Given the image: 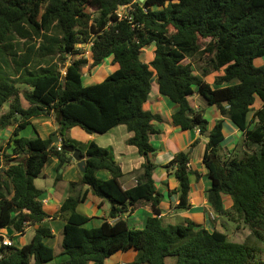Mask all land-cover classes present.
Instances as JSON below:
<instances>
[{
	"label": "trees",
	"instance_id": "trees-1",
	"mask_svg": "<svg viewBox=\"0 0 264 264\" xmlns=\"http://www.w3.org/2000/svg\"><path fill=\"white\" fill-rule=\"evenodd\" d=\"M120 5L127 6L121 18L116 14ZM83 45L89 46L88 57L82 55ZM149 45L153 55L146 62L141 53ZM109 56L118 67L101 81L83 85V67L92 69ZM262 56L264 0H0V107L8 103L0 130L14 126L6 143L10 152H4L0 167V228L21 234L37 225L22 245H2L0 236V264L51 261L54 249L45 240L54 234L42 224L50 216L64 220L61 251L68 257L60 264H104L129 248L136 250L129 264H166L168 256L175 257L172 264H264V64L254 63ZM193 59L202 63L196 67ZM213 72L209 83L205 77ZM154 78L159 93L177 107L171 123L182 130L198 128L208 137L202 156L210 180L207 200L218 215L235 217L248 227L243 242L189 219L183 224L161 219L163 194L153 179L156 165L149 155L155 149L149 138L158 133L154 122L162 118L143 107ZM18 84L28 89L21 92ZM195 95L242 132L241 152L221 148L223 119L208 130L203 110L193 107ZM257 99L260 105L254 108ZM40 115L55 116L53 133L60 145L80 149L85 158L79 183L87 189L70 193L53 214L44 209L43 191L34 179L53 157L60 163L70 159L52 143L53 133L19 135ZM118 125L132 133L126 143L144 159L136 184L127 189L120 184L123 172L110 149L66 133L78 126L102 134ZM189 160L188 151H179L162 166L178 181L170 193H178L179 209L188 207L189 175L198 176ZM100 171L108 177H99ZM76 185L69 183L70 188ZM89 191L110 202L114 222L102 219L86 227L91 217L77 205ZM224 196L231 198L229 209ZM136 203H147L152 211L143 228H131L119 217Z\"/></svg>",
	"mask_w": 264,
	"mask_h": 264
},
{
	"label": "crops",
	"instance_id": "crops-1",
	"mask_svg": "<svg viewBox=\"0 0 264 264\" xmlns=\"http://www.w3.org/2000/svg\"><path fill=\"white\" fill-rule=\"evenodd\" d=\"M153 49L154 46L152 47L151 53H146L143 59L144 61L148 62L152 58ZM117 67L118 65L112 62V56H109L98 66L92 69H88L87 67V72L82 70V75L93 76L95 71H98V73H102L101 75L106 76L113 72ZM216 74L217 72L210 77L211 81H209V83L213 82V78ZM91 76L86 82L87 84L98 82H93L94 76L93 79ZM208 76L205 77L207 82ZM20 99L22 107L26 108L28 103L24 98ZM256 102L260 105L258 99ZM192 104L195 110H203L204 117L207 109L212 108L213 113L211 118L208 119L205 117L208 121L207 129L210 130L214 122L217 119L222 118L224 139L221 142V148L226 151L236 148L235 145L237 144L238 139H242V132L228 118L222 117L214 105H208L200 96L195 95L192 98ZM143 107L146 110L159 114L162 118L160 122H154V127L159 130L158 133L152 134L149 138L150 143L155 149V151L149 155L151 161L156 165L152 173L153 179L155 180L156 189L163 194L160 202V207L162 209L160 214L161 219L164 223L172 224H183L189 219L203 225L208 230L217 229L223 232L224 224L220 221L221 215L214 212L207 200V190L210 185V180L206 176V170L202 164V156L208 137L206 134H202L198 128L182 130L179 126H175L171 123V114L177 109V107L159 93L155 78L152 81L150 95ZM42 116L43 118L41 119ZM50 116L51 115H40L31 118L33 126L34 124L39 123L46 131L42 132L35 129V134L28 137H33L36 133L41 137H47L52 134L56 129V123L53 122V119ZM120 126L121 125H118L102 134L87 133L80 127L74 126L70 128L67 133L69 137L76 139L81 143L94 141L99 146L110 149L123 172V175L120 178V184L124 189H127L136 184L137 179L142 172L141 164L144 159L134 146L126 143L127 138H129L132 133L129 131H122V127ZM13 128L14 126H8L0 130V144L3 146V150H0V167H2L4 152H10V148H6V143L11 136ZM179 151H188L190 153L189 168L191 171H195L198 174L197 176L195 173L191 172L189 175L190 188L187 199L188 207L184 209L176 208L178 203V193H170L171 190L177 188L178 181L170 172L171 170L169 171L162 167ZM81 172L82 171L78 168L77 162L74 160L60 163L57 158L53 157L44 166L40 173L42 176L40 177L39 174V176L34 179V185L43 191L42 204L48 213L53 214L57 212L62 201L70 193L76 194L87 189V185L79 183ZM97 175L101 178L108 177V174L105 171H100ZM36 180H41L42 183L38 185ZM70 182H76L77 185L74 188H70ZM223 204L225 209H229L232 204L231 198L229 196H224ZM110 207L111 204L106 198L95 196L89 191L87 192L86 198L77 205V210L80 213L91 217L86 227H94L99 225L102 219H107L110 223L117 219V217H109ZM210 213L213 216H216V219L211 218ZM151 214L152 211L147 203H136L133 206H128L127 211L120 214L119 217L123 218L131 228H143L147 216ZM42 224L48 225L54 234V237L51 238L52 243H50V246L53 247L55 256L51 261L45 264L63 263L68 257L61 251L64 220L59 216H50L45 219ZM36 227L37 225L27 226L21 234H15L11 229L0 228V234L13 236L14 240H12L14 243H16V239L18 238V244L22 245L31 239ZM28 231H31L32 233L28 240H25L24 237ZM135 255L136 250L134 248H129L126 251H118L107 257L104 260V264L131 263L135 258Z\"/></svg>",
	"mask_w": 264,
	"mask_h": 264
},
{
	"label": "rangeland",
	"instance_id": "rangeland-1",
	"mask_svg": "<svg viewBox=\"0 0 264 264\" xmlns=\"http://www.w3.org/2000/svg\"><path fill=\"white\" fill-rule=\"evenodd\" d=\"M204 41H205L204 39L201 40V42H204ZM152 47H153L152 45H149V46H147L146 48L143 49V52L141 53L142 60L144 59L146 53H148V52L151 53L152 52ZM80 48L82 49V51H84L82 55H84L85 57H88L89 54H90L89 46L88 45H83V46H80ZM193 63L197 67V65L201 64L202 62H201V60H197V59L194 60L193 59ZM262 64H264V56L258 57L255 60V65L256 66H259V65H262ZM86 68L87 67H85V69H84V67H83V71H86ZM101 74H102L101 72L98 73V71H95V74L93 75L94 76V81L93 82H95V81L99 82L105 77V76H103ZM213 74H215V72L209 74L208 82L211 81L210 77H212ZM90 76L91 75H87V76L84 75V74L82 75V79L81 80H82V84L83 85H88L86 82L90 79ZM93 76H91L92 79H93ZM18 87H19L21 92L24 89H28V86L21 85V84H18ZM151 89H152V85H151ZM150 92H151V90H150ZM149 95H150V93H149ZM20 98L23 99L22 93H20ZM253 107L257 108V107H259V104L256 102L255 104H253ZM7 109H8V103L6 102V103H4L2 105V107H0V115L2 113H4L5 111H7ZM212 113H213V109L212 108H208L207 111L205 112V117L210 119ZM50 117H52L53 122L56 123L55 116L51 115ZM42 118H43V116L41 117V119ZM120 127H122L121 128L122 131H127V129H126V127L124 125H121ZM56 128H57V123H56ZM35 129L38 130V131H42V132L46 131L45 128L43 126H41L39 123L34 124V126H33V123H31V124L25 126L23 129H21L20 132H19V135H21V136H31V135L35 134L34 133ZM67 135H68V133H67ZM235 147L240 152L244 149V146L242 145V139L241 138L238 139V142L235 145ZM41 176H42V174H40V177ZM36 183L38 185H40L42 182H41V180H36ZM72 194H74V193H72ZM213 219H216V216H214ZM220 221L224 224L223 232L227 234L228 239L231 240V241L243 242L245 240V238L247 237V235L249 234L248 227L245 224H243L242 221H240L239 219H236L235 217H231V216L228 217V216H225V215H221L220 216ZM31 233H32L31 231L26 232L24 239L28 240V238L30 237ZM60 238H61V236H60ZM51 241H52V239H47V240H45V243L50 245V243H52ZM16 244H18V238L16 239ZM260 259H261V261H264V256L262 255ZM173 262H175V257H173V256L166 257V264H172Z\"/></svg>",
	"mask_w": 264,
	"mask_h": 264
},
{
	"label": "water",
	"instance_id": "water-1",
	"mask_svg": "<svg viewBox=\"0 0 264 264\" xmlns=\"http://www.w3.org/2000/svg\"><path fill=\"white\" fill-rule=\"evenodd\" d=\"M144 0H139V2H143ZM52 143H60V138L57 133L52 134ZM61 149L67 151L69 153V159L77 162L78 168L80 171L85 170V158L83 154L80 152V149L75 148L72 145L61 144Z\"/></svg>",
	"mask_w": 264,
	"mask_h": 264
},
{
	"label": "built area",
	"instance_id": "built-area-1",
	"mask_svg": "<svg viewBox=\"0 0 264 264\" xmlns=\"http://www.w3.org/2000/svg\"><path fill=\"white\" fill-rule=\"evenodd\" d=\"M126 5H120L118 6L117 10H116V14L118 15L119 18L124 16L125 13V9H126ZM58 149H61V145L60 143L58 144ZM210 217L213 218L214 216L210 213ZM1 236V243L2 245H12L13 241L12 239L8 236V235H2ZM122 264H129V263H122Z\"/></svg>",
	"mask_w": 264,
	"mask_h": 264
}]
</instances>
